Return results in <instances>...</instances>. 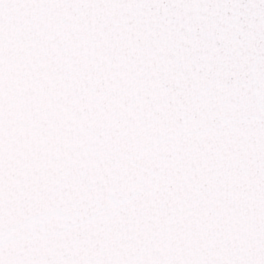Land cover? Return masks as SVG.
Here are the masks:
<instances>
[{"label": "snow or ice", "instance_id": "6c2138e0", "mask_svg": "<svg viewBox=\"0 0 264 264\" xmlns=\"http://www.w3.org/2000/svg\"><path fill=\"white\" fill-rule=\"evenodd\" d=\"M0 264H264V0H0Z\"/></svg>", "mask_w": 264, "mask_h": 264}]
</instances>
